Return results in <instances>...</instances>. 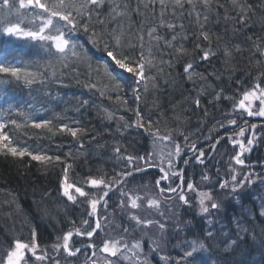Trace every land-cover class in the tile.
<instances>
[{
	"label": "snow or ice",
	"instance_id": "obj_1",
	"mask_svg": "<svg viewBox=\"0 0 264 264\" xmlns=\"http://www.w3.org/2000/svg\"><path fill=\"white\" fill-rule=\"evenodd\" d=\"M257 10L264 12V0H260L258 4L249 0H230V8L221 3V0H0V35L20 42L16 49L19 55H0V88L7 89L11 86L17 91L26 90L29 97L23 105L6 102L7 106L0 108V155L19 158L21 161L29 157L30 161L38 162L44 168L60 164L62 176L58 191L61 197L74 206L83 207L81 227H76V222L72 221L74 230H68L62 237H57L51 246V255L49 250L38 244L34 227L24 239L20 236L8 239L6 233L7 243L0 246V264H30L33 257V264H68L69 258L78 261L80 255L84 256L83 264H152L151 256L158 257L160 264H193L191 258L197 253H207L209 247H217L214 243L216 234L209 230L205 233L204 240L196 238L185 241L181 246L182 255L179 259H174L165 250L167 218L161 220L142 217V212L150 210H155L159 212V217H164V213L160 211V197L166 194H176L183 205L191 206L186 192L196 190L197 186L192 182L186 183L183 169L176 167L182 147L173 138V133L169 131L162 135L160 121H154L151 115L145 118L139 104L151 95L152 106L159 110L160 98L177 78L172 70L182 59L191 56L184 63L179 79L193 84L196 92L193 103L197 108L201 107V98L204 97L212 98L208 103L213 107L223 101L232 102V111L225 112L223 118L217 121L216 130L237 126L238 131L225 133L233 148L238 146L239 149L230 157V161L241 166V169L250 168L246 164V154L251 153L253 147L264 139V126H260L261 132L258 134L257 124H249L247 119L238 124L237 118L229 117L243 118L246 114L247 117L264 118V71H260L255 78L246 74V80H236L232 68V61L237 55H243L245 45H249L250 56L259 53L264 58V36L254 38L247 35L250 14L254 16ZM81 33L87 37L84 43L79 39ZM185 42L192 43L191 52ZM86 44L91 47H86ZM96 52L103 55L97 57ZM197 52L200 63L210 64L213 59H217L223 68L213 67V71L207 75L198 72ZM80 65L87 66L84 73L85 79L89 81L87 83L80 79ZM256 65H264V59L256 60ZM225 72L229 73L228 83H234L237 88L243 89L242 99L238 103L234 94H225V87H220L217 91L219 85L210 83V80H215L223 84ZM70 73L78 85L83 84L84 88L95 90L101 97L111 98L110 93L115 92L116 100L123 105H127V100L121 97L120 92L125 88L130 90L137 104L134 110L136 119L129 124L123 116H119L117 130H127L134 126L148 133L153 138L154 145L168 142L174 145V149L167 153L161 149L157 163L153 159L154 153L150 152L146 156L125 154L127 150L122 152V146L117 144L112 158L124 164L120 171H114V175L108 177L107 173H100L98 169V178L89 175L83 182L71 179L69 173L75 159L68 162V158L72 157V153L69 152L62 159L61 155L49 154V149L39 141L66 135L80 143V148L83 149V140L87 138L89 129L82 121L85 113L95 105L90 104L87 99L78 100L72 108L78 118L68 116L67 108L61 112L53 111L51 118L38 115L40 112L52 111L49 105L60 100L58 88L68 86L64 83V78ZM93 75L99 79L93 80ZM0 94L7 96L6 91ZM183 94L182 90L181 95ZM190 95L191 93L184 97L185 103ZM171 106L175 111L177 104ZM179 107L183 110V104ZM203 114L205 117L209 115L207 108L203 109ZM97 115L99 117L101 113L98 111ZM102 115L103 119L110 122L117 119L115 113L107 109ZM176 119L178 121L180 117L177 116ZM108 131L111 133L110 129ZM249 131L251 135L245 143V133ZM180 135L185 144H188L189 136L183 132ZM225 136H220L211 143L210 149L215 151ZM29 139L37 143L30 145ZM91 139L97 138L94 135ZM205 140H212L211 134ZM97 143L99 144L98 141ZM189 151L195 154L197 163L204 164L203 148L198 149L196 143H191ZM184 164L188 165L189 159H185ZM153 166L158 167L162 173L155 180L158 189L156 195H140L136 189L129 187L136 175ZM240 174L230 163V180L219 182L218 187L221 190L227 189L236 196L257 181L264 183V173L249 170L243 174V178H238ZM202 179L208 181L210 178L202 174ZM177 180L179 183H176ZM165 181L169 183L167 187H162V182ZM85 185L90 186V190H86ZM110 193L118 194L113 205L108 203ZM167 198L172 197L167 195ZM197 203L199 213L203 215H210L212 210L222 208V203L213 197L211 190L199 191ZM101 205L104 207L103 214L98 211ZM109 207L112 208L111 213L108 211ZM15 208L19 210V205L15 204ZM11 214L8 213L9 216ZM84 216L88 218H83ZM259 216L264 217V201L260 206ZM117 220L120 221L119 224L116 223ZM207 222L213 223L211 219ZM154 224L159 229V236L155 239L145 231ZM237 228V239L226 245L225 251L234 249L238 246V240H243L245 236L253 243L259 242L264 246V228L261 229L259 238L255 224L248 227L237 221ZM117 229L119 238H113L110 233ZM137 230L142 232V239L129 243L126 237ZM74 236L84 237L89 242H77L73 240ZM144 238L149 241L147 253L142 246ZM206 241L213 243L206 246ZM89 250L91 255L87 254ZM26 253H31V256L26 257Z\"/></svg>",
	"mask_w": 264,
	"mask_h": 264
},
{
	"label": "trees",
	"instance_id": "obj_2",
	"mask_svg": "<svg viewBox=\"0 0 264 264\" xmlns=\"http://www.w3.org/2000/svg\"><path fill=\"white\" fill-rule=\"evenodd\" d=\"M249 2L258 4L260 0H249ZM221 3L230 8V0H221ZM250 17L247 35L254 36V38L256 36H264V12L257 10L256 14L254 16L250 14ZM229 28L231 29V25ZM79 39L81 43L87 41V37L82 33L79 34ZM19 44L20 42L14 38L0 35V55H19L20 53L16 51ZM185 46L191 52L192 43L185 42ZM86 47L90 48L91 45L86 44ZM244 47L243 55H237L232 61L233 74L236 80H246L248 78L246 74H250L252 78H255L260 71H264V65H256V60L264 58L260 57L259 53L250 56L249 45ZM102 55L103 53L96 52L97 57ZM195 55L197 58L196 62L199 64L196 69L198 72H204L207 75V73L213 71V67L216 69L223 68V65L217 59H213L210 64L200 63L199 52L195 53ZM191 58V56L185 57L172 70L173 75L177 78L174 79L173 84L165 95L160 98L159 104L161 107L159 110L152 106L153 96L151 95L147 96L146 100H142L139 104L145 118L151 115L154 121L159 120L161 134L164 135L171 131L173 138L182 148L187 144H185L183 136L180 135L181 132L189 136L188 144L198 143L202 130L207 129L210 135L215 131L217 121L223 118L224 113L231 112L230 101L220 102L216 107H213L208 103V100L212 99L211 97L201 98V107H195L193 100L196 92L193 84L179 79L184 63ZM205 70L207 71L205 72ZM79 71L81 73L80 79L84 83L89 82L84 76L87 66L80 65ZM71 75L73 74L70 73L69 76L64 78V83L68 86L58 88L60 100L50 103L49 107L52 111L38 113V115L45 118H51L53 111L61 112L67 108L68 116H77L78 118V115L72 111L78 100L87 99L90 104L95 105V107H91L85 113L82 121L84 126L89 129L87 138L83 140V149L80 148V143L66 135H58L51 140L45 138L39 141L41 145L49 149V154L61 155L62 159L66 158L69 152L72 153V157L68 158V162H72L74 158L75 163L70 170V178L79 179L83 182V179L89 175L98 178V169L100 173H107L108 177L114 175V171H120L124 164L112 158L114 156V147L117 144L122 146V152L124 149L127 150L125 154L146 156L150 152L148 133L134 126L127 130H117L119 116H123L124 120L129 124H132L136 119L134 110L137 104L134 101L132 92L127 88L120 92L121 97L127 100V105H123L116 100L115 92L110 93L111 98H108V96L101 97L95 90L86 89L83 84L78 85L75 79L71 78ZM228 75L229 73L225 72L223 84L215 80H210V83L219 85L216 89L217 91L220 90V87H225V94H234V99L237 101L241 97L243 89L237 88L234 83H228ZM92 79L96 80L99 78L93 75ZM194 79L198 80V78ZM247 86L246 84L245 87ZM182 90L184 92L183 96L181 95ZM4 91L7 92V96L0 94V108L6 107L7 103L23 105L29 99L26 90L17 91L11 86L7 89L0 88V93ZM189 93L191 95L188 102L185 103L184 97L189 96ZM172 104H177L175 111L172 109ZM180 104H183V110L179 107ZM204 108H207L209 112L207 117L203 114ZM105 109L114 112L117 119L111 122L103 119L102 114ZM98 111L101 113L99 117L97 115ZM177 116L180 117L178 121L176 119ZM109 129L111 133L108 131ZM94 135L97 138L96 140L91 139ZM36 143L37 141L33 139L28 140L30 145L34 146ZM61 176L62 166L60 164H57L56 167L44 168L38 162L30 161L29 157H25L21 161L19 158L0 155V246L7 243L6 233L8 234V239L11 236H20V238L24 239L29 236L30 229L34 227L37 232L38 244L41 248L49 250L51 255V246L56 242L57 237H62L68 230H74L72 221L76 222V227H81L80 220L83 207L74 206L71 202L66 201V198L61 197L58 191ZM129 187L136 189L137 193L138 191L142 192L143 188L156 192L152 176L149 174L137 175L131 181ZM85 188L90 190V186L85 185ZM117 195H110L109 205H113L117 201ZM15 204L19 205V210L15 208ZM193 209L194 206L190 208V211L184 210L185 217L183 221L186 222L187 226L179 230V235L177 231L172 233L175 235L174 241L169 240L171 239V231L168 232L169 237L166 244L169 246V251L176 250L175 242L177 241L179 243L181 240L185 242L196 238L204 240L205 233L211 230L216 234L214 243L217 247H209L207 253H197L191 258L193 264H217V261H219V264H225V262L227 264H264V246L259 242L253 243L248 236H245L243 240H238V246H235L234 249L225 251L226 245L237 239V221L248 227H252L255 224L256 235L259 238L260 231L264 228V217H260L257 211L251 213L238 204H231L230 202L223 204L220 210H215L210 215H201L199 213L201 216H198L197 211H193ZM98 211L103 214V205L99 207ZM108 211L111 213L112 208L109 207ZM9 212L12 213L11 216L8 215ZM83 218L88 217L84 216ZM209 219L212 220V224L207 222ZM116 223L119 224L120 221L117 220ZM110 235L119 237V229L111 232ZM136 235L137 232H134L132 235L127 236L126 239L135 238ZM74 239L77 240L76 238ZM212 243V241H206V246ZM147 246L148 244L143 246V250L146 253L149 251ZM172 252V255H176L174 253L176 251ZM29 256H31V253H26V257ZM150 259L153 263L158 260V257L151 256ZM34 261L35 258L33 257L30 264H33Z\"/></svg>",
	"mask_w": 264,
	"mask_h": 264
},
{
	"label": "rangeland",
	"instance_id": "obj_3",
	"mask_svg": "<svg viewBox=\"0 0 264 264\" xmlns=\"http://www.w3.org/2000/svg\"><path fill=\"white\" fill-rule=\"evenodd\" d=\"M174 149V148H173ZM163 152L164 153H167L168 152V149H167V147H165L164 149H163ZM159 157V156H158ZM158 160H159V158H158ZM229 173V172H228ZM228 173H227V175H228ZM229 176V175H228ZM144 193H149L147 190H145L143 193H142V195L144 194ZM197 200H198V197H197ZM182 203V202H181ZM171 208H173L172 206H171ZM160 210H161V208H160ZM172 211H174L173 209H171V214H168L167 213V215H165L164 217H161L160 219L161 220H164V218L166 217L167 218V225L169 226V227H179L180 226V223H181V225L182 226H185V224H186V222L184 223L183 221L181 222V218H179L178 216H176V212H172ZM157 211H155V210H150V212H142V214H143V216H144V218H158V217H156L155 216V213H156ZM153 226H156L155 224L153 225ZM153 226H151L150 228H148V229H146L145 231H147L148 233H149V236L151 237V238H153V239H155V238H157L158 236H159V231H156L155 229H154V227ZM141 235H142V232L141 231H138ZM147 239V238H146ZM148 240V239H147Z\"/></svg>",
	"mask_w": 264,
	"mask_h": 264
},
{
	"label": "flooded vegetation",
	"instance_id": "obj_4",
	"mask_svg": "<svg viewBox=\"0 0 264 264\" xmlns=\"http://www.w3.org/2000/svg\"><path fill=\"white\" fill-rule=\"evenodd\" d=\"M256 123H259V124H261V125H263L264 126V118H261V117H258L257 119H256ZM260 127V126H259ZM256 132L258 133V134H260V132H261V127L260 128H257L256 129ZM251 135V132L249 131V132H246L245 133V143H246V139H247V137H249ZM261 142H264V139H262V141ZM257 146V145H256ZM256 146H254L253 147V150H254V148L256 147ZM259 150H261V151H263V145L261 146V147H257ZM257 148H255V152L252 150L251 151V153H248V154H246V162H249L250 160H252V158H254L255 157V153H256V149ZM236 149V151H238L239 149H238V146H237V148H235ZM235 149L233 148V155H234V153L236 152L235 151ZM235 151V152H234ZM183 175H184V172H183ZM186 178V177H185Z\"/></svg>",
	"mask_w": 264,
	"mask_h": 264
},
{
	"label": "bare ground",
	"instance_id": "obj_5",
	"mask_svg": "<svg viewBox=\"0 0 264 264\" xmlns=\"http://www.w3.org/2000/svg\"><path fill=\"white\" fill-rule=\"evenodd\" d=\"M141 190V189H140ZM145 190H147L148 191V189H144L143 188V190H142V193L145 191ZM144 244H148V246L147 247H149V241L147 240V239H145V241L143 242V246H144ZM74 264H81L79 261H74Z\"/></svg>",
	"mask_w": 264,
	"mask_h": 264
},
{
	"label": "water",
	"instance_id": "obj_6",
	"mask_svg": "<svg viewBox=\"0 0 264 264\" xmlns=\"http://www.w3.org/2000/svg\"><path fill=\"white\" fill-rule=\"evenodd\" d=\"M149 169V168H148Z\"/></svg>",
	"mask_w": 264,
	"mask_h": 264
}]
</instances>
